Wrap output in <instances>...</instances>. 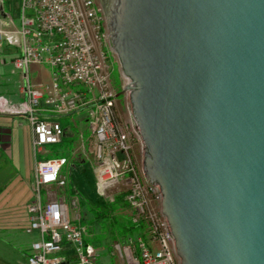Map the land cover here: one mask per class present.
<instances>
[{
	"label": "water",
	"instance_id": "95a60500",
	"mask_svg": "<svg viewBox=\"0 0 264 264\" xmlns=\"http://www.w3.org/2000/svg\"><path fill=\"white\" fill-rule=\"evenodd\" d=\"M179 264H264V0H102Z\"/></svg>",
	"mask_w": 264,
	"mask_h": 264
},
{
	"label": "built area",
	"instance_id": "2783aa9c",
	"mask_svg": "<svg viewBox=\"0 0 264 264\" xmlns=\"http://www.w3.org/2000/svg\"><path fill=\"white\" fill-rule=\"evenodd\" d=\"M19 34L21 53L12 66L23 73L26 100L12 106L0 99V114L27 119L35 159L37 154H47L45 146L61 143L64 135L61 125L49 115L87 111L98 192L113 201L112 191L123 190L132 222L145 225L144 237L115 243L112 255L119 264H179L161 213L160 195L135 162L131 138L135 131L118 119V96L110 82L111 65L104 50V18L99 5L95 0H22ZM3 43L14 46L18 42L0 29V49ZM33 63L51 68V85L36 88L30 84L28 69ZM67 163L60 157L35 165L34 197L27 206L24 231L36 232L38 239L31 244L26 264H97L100 251L88 242L87 230L80 224L78 199L72 198L69 208L64 199L53 194L65 186L61 170Z\"/></svg>",
	"mask_w": 264,
	"mask_h": 264
},
{
	"label": "rangeland",
	"instance_id": "374dc122",
	"mask_svg": "<svg viewBox=\"0 0 264 264\" xmlns=\"http://www.w3.org/2000/svg\"><path fill=\"white\" fill-rule=\"evenodd\" d=\"M26 15H31V13L27 12ZM14 25L18 29L21 27L20 18L14 20ZM104 29L106 37L104 42V50L108 54L109 63L111 65L110 82L113 90L115 92H119L120 90L122 91L125 83L117 56L113 50L109 48L105 22ZM43 67L46 73H49V69L51 68L48 65ZM41 72L42 71H40L38 64H30L28 73L30 84L32 86L51 85V78H46V81L48 80V82H45V77ZM12 85H14V83H12ZM116 100L119 121L125 125H128L129 129L132 130L133 128L131 124L127 93L118 96ZM52 116L53 118L51 119L49 117V119L58 122L64 130L62 141L56 145L45 146L44 149L47 154H37L34 159L35 161L31 159L32 166L31 170H28V182H34L35 163L60 157L65 158L68 163L61 170V176L65 179V186L58 190H54L53 194L57 199H64V202L69 208L70 200L72 198L78 199L79 214L81 216L80 224L86 228L88 238H91L88 239V242L100 251L97 264H119L120 262L118 261V258L112 255V246L119 242L116 238L117 234H115L114 231L112 232L109 230L107 232H101L100 234H95V231L94 233H89L91 228L88 226L91 224V219L93 218V213L91 211L92 207L99 204L101 200L108 199L103 197L98 192L95 183L92 167V161L94 157V140L92 139L87 111L83 110L79 113H74L68 116ZM136 135L137 134L135 133L131 137L134 144L133 155L137 167L143 176V143L140 138H136ZM121 188L123 189L124 187ZM117 190L118 189H115V192ZM41 198L43 202L46 200L45 191L41 192ZM8 212L9 211L7 209L0 210V264H26L27 257L30 254L31 244L38 239L37 233L34 232L32 234H26L23 229L24 222H20L15 225H8ZM118 214L130 217L131 210L129 208L119 210ZM69 215L70 217L73 215L72 211H69ZM129 217L124 218L123 221L129 220ZM122 231L125 235V238H131L134 242L139 236L133 230Z\"/></svg>",
	"mask_w": 264,
	"mask_h": 264
},
{
	"label": "crops",
	"instance_id": "0c3cea01",
	"mask_svg": "<svg viewBox=\"0 0 264 264\" xmlns=\"http://www.w3.org/2000/svg\"><path fill=\"white\" fill-rule=\"evenodd\" d=\"M21 1L0 0V29L12 34L18 42L14 46L3 43L0 49V99L12 106L22 104L26 100L22 88L23 73L15 71L12 66L13 59L20 55L22 47L20 28L14 25L15 19L20 18L21 21ZM38 65L45 82H48L46 78H51L52 70L49 69L50 74L46 73L43 67L46 65ZM48 117L53 118L52 115ZM32 139V129L25 117L0 114V210L9 211L8 225L24 222L23 229L28 221L27 206L33 200L32 183L27 179L28 170H31L32 166L31 159L34 160ZM35 165L36 163L34 171Z\"/></svg>",
	"mask_w": 264,
	"mask_h": 264
},
{
	"label": "trees",
	"instance_id": "16d2710c",
	"mask_svg": "<svg viewBox=\"0 0 264 264\" xmlns=\"http://www.w3.org/2000/svg\"><path fill=\"white\" fill-rule=\"evenodd\" d=\"M121 90L117 92L120 94ZM120 96V95H119ZM113 201L101 200L99 204L93 206L91 211L93 213V218L91 219V224L89 233L100 234L101 232L114 231L117 240L120 243H126L131 238H125L124 231H135L139 236L144 237L145 225L143 223H133L131 216L119 215V210H124L128 208V205L124 202L123 190L118 189L115 192V189L112 191ZM130 218L127 221H123L124 218ZM138 236V237H139ZM91 239V238H88ZM87 239V240H88Z\"/></svg>",
	"mask_w": 264,
	"mask_h": 264
},
{
	"label": "flooded vegetation",
	"instance_id": "af4514ba",
	"mask_svg": "<svg viewBox=\"0 0 264 264\" xmlns=\"http://www.w3.org/2000/svg\"><path fill=\"white\" fill-rule=\"evenodd\" d=\"M96 4L99 5V7L101 8V10L103 11V5H102V0H95Z\"/></svg>",
	"mask_w": 264,
	"mask_h": 264
}]
</instances>
